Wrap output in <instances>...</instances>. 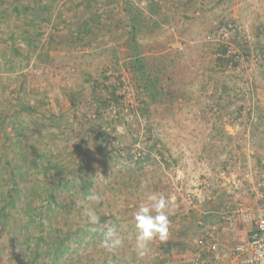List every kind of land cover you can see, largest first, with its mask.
Instances as JSON below:
<instances>
[{
  "label": "rangeland",
  "instance_id": "rangeland-1",
  "mask_svg": "<svg viewBox=\"0 0 264 264\" xmlns=\"http://www.w3.org/2000/svg\"><path fill=\"white\" fill-rule=\"evenodd\" d=\"M42 1L52 10L37 48L23 37L13 41L23 25L0 17V121L6 125H0V206L8 203V172L22 174L19 165H27L25 158L7 162L23 155L4 108L29 101L36 111L27 132L47 149L38 154V170L29 164L34 169L22 179L20 199L6 207L16 221L6 228L0 214V264L52 261L39 236L65 234L84 219L86 227L77 207L93 192L102 197L94 207L106 216V229L114 227L125 245L115 253L91 247L84 264H180L179 258L229 264L240 236L228 250L221 231L243 220V201L233 211L229 205L222 227L217 217L204 218L201 211L214 199L202 196H252V182L257 188L264 182V169L252 172V157L264 155V0ZM132 17L140 24L136 40ZM82 21L99 27L83 35ZM227 28L234 35L224 37ZM63 174L76 178L70 183L75 195L64 199L68 210L44 207L42 225L27 223L28 198H36L31 204L38 212L47 202L45 188L57 191L54 177ZM149 194L172 199L170 229L166 242L154 240L140 258L134 214Z\"/></svg>",
  "mask_w": 264,
  "mask_h": 264
},
{
  "label": "trees",
  "instance_id": "trees-1",
  "mask_svg": "<svg viewBox=\"0 0 264 264\" xmlns=\"http://www.w3.org/2000/svg\"><path fill=\"white\" fill-rule=\"evenodd\" d=\"M15 3L14 6L10 9L9 8H4L2 0H0V17L5 18V19H13L16 21V25L19 27L21 26L20 31L13 32L11 34V38L13 41H15L17 38H22L24 40H30L32 44L37 48V46L42 42V37H43V32H44V24L46 23L48 19L47 13L52 10V5L48 3H44L42 0H13ZM20 18L23 19V23H20ZM83 25L80 27H86L85 29H81V33H93L94 28L99 27L98 23L94 24V28L90 26V22L88 21H82ZM131 23V31L130 34L132 36L133 40H136L140 24L139 22L132 17L130 19ZM129 33V32H128ZM84 35V34H83ZM83 35L80 36V39H84ZM16 51V50H15ZM18 52V51H17ZM29 52H27L28 54ZM26 56V55H25ZM136 59L138 60V66L143 67V60L141 56L136 52ZM149 81L153 83L152 79L149 78ZM152 86H149L148 88H151ZM24 91L20 92V97L22 100H24V96H27L25 89ZM13 91V89H12ZM71 101L75 104V96H71ZM20 103V104H19ZM12 106L5 109V114L6 116L12 115L13 118V126L14 130L16 131L15 136L13 141H16V144L20 150V152L23 156H19L16 160L15 158H8L7 162L9 161V165L13 163V161L17 160H22V158H25V161L27 162V165L22 166L25 170L22 174H16L14 172V169H10L8 173H10V182L8 188H6V193L5 196L8 198V203L4 206H0V214L5 216L4 220V227L8 228L9 226L13 225V222L16 221L15 217L13 214H11L10 211L6 210V207L10 206V203L15 202V200L18 198L20 199L21 196H19V193H21L22 190H25L26 186L22 184V179L28 178L31 173L28 171L32 169L33 167L29 164L35 165V168L38 170V162L41 163L42 157H38V154L44 153L46 151V148L40 147V141L41 139L38 138V135L35 134H29L27 132V127H31L33 125L32 123V114L35 113V107L30 104L29 101L24 100V101H17L15 104H11ZM76 105V104H75ZM4 121H0V125L3 126L4 128L6 127ZM7 134V133H6ZM32 139L30 140V138ZM155 138L150 137V140H153ZM46 146V143H44ZM6 149H8L6 147ZM5 155L8 157H11L10 155L12 154L10 150L4 151ZM41 153V155H42ZM12 159V161H11ZM140 159V158H139ZM18 166V167H19ZM34 169V168H33ZM65 168L63 169V173H65ZM56 177V178H55ZM54 180L56 184L58 185L57 191L55 190L54 186L52 189L45 188L46 190V196L43 198L47 201L43 204V207L38 211L34 212L33 210V203L36 198L33 196H30L31 198H28V202L26 204V207L28 210L25 211V215L27 218H29L30 222H36L35 220L39 219L40 223L39 225L44 222L43 220V208L44 207H63L67 211V204H65L64 199H67V196H69V199L71 196H74V192L71 186V182L76 180L74 176H69L67 174L63 175H58L55 176ZM89 181V180H88ZM54 182V183H55ZM89 182H85V184H88ZM36 191V196H41L40 195V189L39 186L35 187ZM49 189V190H48ZM34 191V192H35ZM59 192V193H58ZM49 193V195H48ZM30 194V193H29ZM40 198V197H37ZM19 201V200H18ZM50 203V204H49ZM84 203V202H81ZM47 205V206H46ZM81 205V204H80ZM80 205L77 207V213L80 217H85L82 214V209ZM69 208H71L69 206ZM38 210V209H37ZM65 210L64 213H65ZM68 213V212H66ZM65 213V214H66ZM101 214V213H99ZM74 214H70V217H72ZM50 214H48L49 218ZM106 216H101L100 217V223L99 225L95 226L96 231L92 230L93 226H90L89 224L86 225L85 227V219L80 220L74 224V228H72L71 231H68L67 233L63 234L61 233H54L53 236L51 234H47L44 237L39 236V240L43 239L47 243V247L45 248V252L48 253L50 256V259H53L52 261L50 260L46 264H84L83 261V256L84 254H87V252L91 251V247L95 249L96 251L98 250L97 247L98 245H102V240H103V230H106L105 222H106ZM82 222H84L82 225H80ZM112 222H110V225ZM104 227V228H103ZM15 232L17 235H21V228L16 226ZM22 232H24L22 230ZM34 235L35 232H30L28 231V234ZM25 234V233H24ZM27 237V236H26ZM52 237V238H51ZM53 239V240H52ZM53 241V242H52ZM104 248V247H103ZM102 248V249H103ZM79 249H82L83 251H80ZM101 249V250H102ZM76 253V255H75Z\"/></svg>",
  "mask_w": 264,
  "mask_h": 264
},
{
  "label": "clouds",
  "instance_id": "clouds-1",
  "mask_svg": "<svg viewBox=\"0 0 264 264\" xmlns=\"http://www.w3.org/2000/svg\"><path fill=\"white\" fill-rule=\"evenodd\" d=\"M102 201L98 193H90L86 197V202L81 203L82 214L87 218V222L96 231L95 226L100 223L96 207ZM173 201L164 195L149 194L147 203L141 205L134 214L135 228L137 230L135 249L137 256L145 257L151 252V244L159 239L166 242L169 236L170 220L169 214ZM103 247L109 253H115L125 245V238L114 228L108 227L103 230Z\"/></svg>",
  "mask_w": 264,
  "mask_h": 264
},
{
  "label": "built area",
  "instance_id": "built-area-1",
  "mask_svg": "<svg viewBox=\"0 0 264 264\" xmlns=\"http://www.w3.org/2000/svg\"><path fill=\"white\" fill-rule=\"evenodd\" d=\"M221 31L224 37L234 35L233 29ZM257 189L252 203L239 205L243 220L252 224V229L244 240L235 245L232 256L225 260L229 264H264V182H260ZM226 222L229 225L233 223L230 217Z\"/></svg>",
  "mask_w": 264,
  "mask_h": 264
},
{
  "label": "crops",
  "instance_id": "crops-1",
  "mask_svg": "<svg viewBox=\"0 0 264 264\" xmlns=\"http://www.w3.org/2000/svg\"><path fill=\"white\" fill-rule=\"evenodd\" d=\"M256 132L257 131L252 132V138H254L255 140L260 138V135H258V137H257L258 133H256ZM256 137H257V139H256ZM254 139H252V140H254ZM252 152H254L253 147H252ZM261 169H264V155H263L262 159H260V160L257 159L256 156H253L252 157V172L255 175H257V173L262 171ZM234 175H235V173L232 174V177H234ZM233 182L236 183V185H237L236 188L242 190V188H239V183L237 181H233ZM255 185H256V183L252 182V196H202V198H204V199L205 198L214 199L213 201H210L207 204V206H205L204 209L201 211L202 213H204V215H203L204 218L211 220V219H213V217H217V218H215V219H217L216 224L218 225V223L219 224L223 223L222 227H225V219H223L222 215L229 213V212H227L228 211L227 208L229 207V205L232 204V205H230V208H232V211H233L234 209L237 208L239 203L242 201L245 203H252V201L254 200V196L256 195V192H257V187ZM212 202H216V204L214 205V204H212ZM213 205L215 206V208L213 207ZM239 220H240L238 222L239 225L237 224V226L234 225L231 228H227V230L223 229L221 231L223 233V237H221L222 244H225V247L228 248V250L232 249L230 247V245L232 243L234 244L237 242V241L235 242L234 239L237 238L238 235L240 236L239 241H242V240H244V238L248 235V233L252 229V224H250L249 222H244L241 218H239ZM229 242H231V243H229ZM229 248H231V249H229ZM176 261H177V263L181 262L180 264H186L188 262V259L183 260V259L179 258Z\"/></svg>",
  "mask_w": 264,
  "mask_h": 264
}]
</instances>
